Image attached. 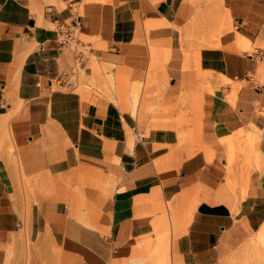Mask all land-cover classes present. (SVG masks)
<instances>
[{"label":"crops","instance_id":"obj_1","mask_svg":"<svg viewBox=\"0 0 264 264\" xmlns=\"http://www.w3.org/2000/svg\"><path fill=\"white\" fill-rule=\"evenodd\" d=\"M60 21L86 38L81 65ZM260 51L264 0H0V264H264ZM209 74L233 82L234 123L254 125L244 179L180 152L206 151L182 130L170 149L173 129L137 138L139 119L178 121L147 106L183 84L197 104Z\"/></svg>","mask_w":264,"mask_h":264},{"label":"rangeland","instance_id":"obj_2","mask_svg":"<svg viewBox=\"0 0 264 264\" xmlns=\"http://www.w3.org/2000/svg\"><path fill=\"white\" fill-rule=\"evenodd\" d=\"M226 11V28H234L231 18ZM224 26V27H225ZM81 41L86 42V38L78 36ZM81 48V47H80ZM83 54L85 52L84 46L81 48ZM188 82V80L186 81ZM189 84H183L181 90L178 92V100L175 104H158L153 107H146L151 111V117H176L178 121L173 125H157L151 121H142L139 119L138 127L139 133L137 138L153 139L150 132L153 129L157 130H174L175 136L159 137L160 146L170 149L177 142V134L182 130L179 138V145L185 146L188 142L194 145H205L206 151L203 149L191 152L182 147L180 152L184 155H191L197 152L204 153L207 158L217 156L226 161L228 170L233 172L234 167H240V176L244 179L248 175L250 163L255 161V141L256 137L245 135L241 129L250 127L254 128L253 124L240 126L235 124L234 120L238 114V109L235 103L227 101V95L233 87V82L230 80L221 79L220 74H209L208 79H197L191 83L192 89L196 91L193 99H197V104H191L189 101ZM194 91V92H195ZM157 99L161 100L164 96V91L161 89L160 94H156ZM153 103V101L151 102ZM185 132H191L201 135L200 138H187ZM199 137V136H197ZM132 141V140H131ZM229 143H231L229 145ZM174 229V226H173ZM151 255V254H150Z\"/></svg>","mask_w":264,"mask_h":264},{"label":"built area","instance_id":"obj_3","mask_svg":"<svg viewBox=\"0 0 264 264\" xmlns=\"http://www.w3.org/2000/svg\"><path fill=\"white\" fill-rule=\"evenodd\" d=\"M57 31L60 36L61 43L66 46H70L74 50L76 64L81 65L83 60V51H81V48L83 45L81 44V40L78 37V23L75 21H60L57 24ZM256 54L260 60H264V51L257 52Z\"/></svg>","mask_w":264,"mask_h":264},{"label":"bare ground","instance_id":"obj_4","mask_svg":"<svg viewBox=\"0 0 264 264\" xmlns=\"http://www.w3.org/2000/svg\"><path fill=\"white\" fill-rule=\"evenodd\" d=\"M255 51V50H254ZM254 51H253V53H254Z\"/></svg>","mask_w":264,"mask_h":264}]
</instances>
